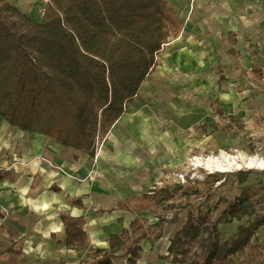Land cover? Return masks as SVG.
Masks as SVG:
<instances>
[{"label":"trees","instance_id":"1","mask_svg":"<svg viewBox=\"0 0 264 264\" xmlns=\"http://www.w3.org/2000/svg\"><path fill=\"white\" fill-rule=\"evenodd\" d=\"M181 30L168 0H49L40 19L0 0V116L20 130L95 156L159 66L165 46ZM227 41V53L238 60L237 36L232 33ZM236 69L247 73L238 63ZM223 70L217 67L219 84ZM251 72L264 85V70ZM261 93L256 90L253 96ZM214 113L225 115L221 109ZM225 117L242 129L241 120ZM247 175L209 174L213 182L225 178L220 186L231 185L230 200L219 198L196 219L190 210L160 259L170 264H264V241L257 236L264 228V185H246ZM189 188L174 184L162 198L155 188L120 201L118 209L151 211L158 220L150 224L148 218H135L121 234L111 235L105 249H93L86 242L84 217L63 214L67 247L93 251L80 264H114L120 256L137 264L142 241L154 247V228L164 222L163 206L172 208L173 200ZM234 221L240 223L237 230L222 240L219 225Z\"/></svg>","mask_w":264,"mask_h":264},{"label":"crops","instance_id":"2","mask_svg":"<svg viewBox=\"0 0 264 264\" xmlns=\"http://www.w3.org/2000/svg\"><path fill=\"white\" fill-rule=\"evenodd\" d=\"M7 1L28 15H38L39 0ZM168 2L177 18L188 8L187 23H181L179 36L165 46L158 57L159 66L98 145L95 156L43 134L20 130L0 116V264H80L87 259L92 250L68 249L63 214L85 218L86 242L93 249L107 248L111 235L121 234L137 217L156 223L151 211L131 213L118 209V203L155 189L165 169L178 168L185 161L186 151L208 130L207 123H202V132L194 130L197 121H206L208 111L215 122L222 118L229 121L226 115L235 117L243 108L239 92L247 90L251 98L264 97V85L251 72L253 68L264 70L259 63L264 51V0ZM210 16L222 22V27L206 38L200 30ZM232 33L237 36L234 48L241 54L238 60L227 53L231 47L227 38ZM188 37L189 48L173 54L170 47ZM217 38L225 46L220 55L210 53V44H216ZM249 46L255 50L250 51ZM201 58L210 61L205 72L200 71ZM237 63L247 73L237 70ZM219 65L224 67L220 84ZM226 71H231L229 84H225ZM211 75L217 78L212 80ZM241 77L250 84L245 89L237 86L236 93L231 84ZM179 78L185 80L184 88L175 84ZM166 79L172 91H163ZM208 88L212 91H206ZM256 90L262 93L253 96ZM215 109L225 115H216ZM169 245L166 238L160 243L166 251ZM141 246L137 264H170L160 259L159 252L149 262L154 247L148 240ZM114 264L128 263L120 256Z\"/></svg>","mask_w":264,"mask_h":264},{"label":"rangeland","instance_id":"3","mask_svg":"<svg viewBox=\"0 0 264 264\" xmlns=\"http://www.w3.org/2000/svg\"><path fill=\"white\" fill-rule=\"evenodd\" d=\"M43 6V1L39 0L37 3V17L40 19L41 15L39 14L40 8ZM189 18L188 8L185 7L182 13V16H178V21L180 24H186ZM214 16L208 17L209 21L207 26L203 28L201 31V35H204L206 38H210L209 36L213 35V33L218 32L216 30L220 29L221 23L218 22L216 19L214 20ZM196 22V21H195ZM217 24V25H216ZM225 32H222V37H224ZM193 34V32H192ZM220 36V35H219ZM218 37V36H217ZM188 38L181 39L180 42L176 43L172 46L171 52L173 54L179 53L181 49L189 48ZM218 41L216 44H210V53L213 51L217 54H221V49L224 50L225 46L220 43V38H217ZM219 42V43H218ZM226 45V44H225ZM226 47H228L226 45ZM264 49V44L263 47ZM249 50H255V47H250ZM263 58L260 57L259 63L261 67H264V51ZM226 77L228 80L225 84H229L231 82V71H226ZM210 77V76H209ZM217 77L211 75V79L215 80ZM210 79V78H209ZM254 81V80H250ZM254 83H256L254 81ZM176 85L179 87L184 88L186 86L185 80L179 78L175 82ZM249 81L246 78L241 77L238 81L234 82L233 90L237 93V86L241 85L243 89L249 85ZM163 91H172V87L169 85V81L166 79L164 84ZM209 89V88H208ZM206 91H212L211 89ZM205 93V92H204ZM249 91L245 90L243 92H239L238 97L243 98L244 105L243 108L240 109L238 112L235 113V117L240 119L243 127L242 129H237L235 125L229 121L218 120L215 122L212 119V114H209L208 118L205 122L197 121L194 127V130L198 132H202V123H207L208 130L205 131L203 134V138H197V142L194 147H190L186 151L185 154V161L182 162L178 168H170L165 169V172L160 181L156 184V195L158 197L164 196V190L167 191L170 185L174 184H182L188 185L190 187L188 191L185 193L180 194L175 200H173V206H167L168 208H162V215H163V223L160 228H154L155 235L158 234V237L155 238V247L152 253L150 254L149 262L156 259L155 254L159 252V255L167 254L166 249H163L160 246L161 241L163 239H171L174 233L177 231L179 226L185 222L186 218L188 217V213L190 210H193V216L196 219L200 212H206L207 208L213 207L216 200L223 197L227 201L230 200L232 195V187L230 184H226L225 186H220L224 183L225 178L220 181L213 182L211 178H207L209 174H237V173H248L246 178V185L252 184H262L264 185V168L257 167V162L259 160L264 161V97L258 96L256 98L249 97ZM209 96L205 93V98ZM248 98L250 100H248ZM210 128V129H209ZM246 137L244 145L239 144L236 140H239V137ZM193 156H201L204 158L207 157H231L235 158L238 162V166L234 165L233 168L229 169L228 171H215L213 173H207L204 170H200L196 174L195 179H189L186 181H182V179L178 176L180 173H189L192 171L190 165V158ZM253 160V166L249 167V163ZM225 163V162H224ZM221 177V176H220ZM232 179V177H231ZM234 179V178H233ZM232 179V180H233ZM229 182V181H228ZM212 192V195L209 193ZM225 207V204L220 205V209L218 211L215 210L213 214V220L216 219L218 213L221 209ZM246 220V218L244 219ZM155 221V220H153ZM157 221V220H156ZM240 225L239 222L234 221L231 225H219V229L221 231V238L225 240L232 232L236 231L238 226ZM257 236L261 241H264V228L263 230L259 229L257 231ZM147 240L142 241V245L145 246Z\"/></svg>","mask_w":264,"mask_h":264},{"label":"built area","instance_id":"4","mask_svg":"<svg viewBox=\"0 0 264 264\" xmlns=\"http://www.w3.org/2000/svg\"><path fill=\"white\" fill-rule=\"evenodd\" d=\"M43 1V6L39 10V14L41 17L44 16L45 13V5L48 3L49 0H42ZM224 157H201V156H193L190 158V165L192 168V171L189 173H180L178 176L182 179V181H186L189 179H195L196 174L200 170H204L207 173H213L215 171H222L223 166H224Z\"/></svg>","mask_w":264,"mask_h":264},{"label":"bare ground","instance_id":"5","mask_svg":"<svg viewBox=\"0 0 264 264\" xmlns=\"http://www.w3.org/2000/svg\"><path fill=\"white\" fill-rule=\"evenodd\" d=\"M190 54H192V53H190ZM198 56H200V57H202V53H200V54H198ZM196 57V56H195ZM196 59V61H197V57L195 58ZM209 60V58H201V60H198L199 61V66H200V71H202V72H205L206 70H207V68H208V66H209V63H210V61H208ZM211 60H212V58H211ZM196 61L194 62L195 64H196ZM193 63V64H194ZM193 65L194 66V68H196V65ZM228 109H230V108H228ZM245 140H246V137L245 136H243V137H239V140H236L239 144H242V145H244V143H245ZM223 161L225 162V164H224V166H223V171H228L229 169H231V168H233V166L234 165H236V166H238L239 164H238V162L235 160V158L233 159V158H231V157H224L223 158ZM254 164H253V160H251V162L249 163V167H252ZM257 167H260V168H264V161H262V160H259L258 162H257V165H256ZM261 230H263V228H260Z\"/></svg>","mask_w":264,"mask_h":264}]
</instances>
